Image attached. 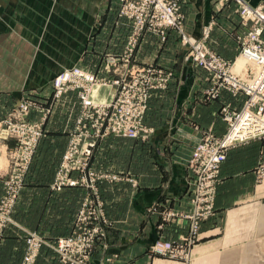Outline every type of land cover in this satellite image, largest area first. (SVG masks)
Wrapping results in <instances>:
<instances>
[{"label": "crops", "instance_id": "0c3cea01", "mask_svg": "<svg viewBox=\"0 0 264 264\" xmlns=\"http://www.w3.org/2000/svg\"><path fill=\"white\" fill-rule=\"evenodd\" d=\"M241 1L264 5V0ZM179 6L184 30L198 40L206 35V47L233 64L249 29L241 23L236 0H179ZM118 10L105 0H0V79L7 88L0 91V122L27 95L38 104L53 100L16 200L15 224L2 233L0 264H24L29 234L47 242L70 236L87 193L83 187L51 189L80 113L76 92L59 101L50 97L51 80L77 67L110 81L142 65L170 70L173 78L166 89L149 94L144 124L153 133L147 141L96 139L83 175L111 177L96 185L112 226L104 241L107 250H96L94 263L111 256L105 264H264V177L258 173L264 163V137L228 151L220 167L215 214L201 224L190 260L150 252L157 240L175 241L188 233L182 214L189 208L192 152L206 132L216 137L226 132L220 109L228 105L239 111L245 96L223 91L209 100L205 93L210 77L185 58L174 30L167 31L164 41L145 34L128 63L123 59L112 68L115 73L107 71L106 58L123 55L130 31ZM9 78L16 82L9 84ZM114 91L103 86L95 98L110 100ZM31 114L32 121H41L38 112ZM3 195L0 181V200ZM169 210L179 211V219L162 223ZM56 263L52 250L39 248L34 264Z\"/></svg>", "mask_w": 264, "mask_h": 264}, {"label": "built area", "instance_id": "2783aa9c", "mask_svg": "<svg viewBox=\"0 0 264 264\" xmlns=\"http://www.w3.org/2000/svg\"><path fill=\"white\" fill-rule=\"evenodd\" d=\"M241 23L249 29L241 40V52L239 56L249 59L253 65H248L245 76H240L232 71V65L212 53L205 46L203 40H198L185 32L183 28V16L180 12L179 0H119L118 16L123 18L130 26L126 47L122 58H109L107 60L110 71L124 59L128 63L132 58L138 36L143 32H150L164 37L168 30L174 29L181 40V44L188 49L187 58L197 66L208 72L213 81V87L222 85L233 95L241 93L245 101L241 110L229 113L222 108L223 120L227 124V130L223 137L215 138L206 132V135L197 143L188 162V169L193 175L194 186L189 198V210L182 216L187 220V236L179 237L175 243L166 242L158 244L157 251L166 252L171 249H179V255L183 252V245L194 244L198 239L201 222L213 215L214 201L217 187L220 184V167L226 160L228 151L251 139L264 137V5L251 7L241 0H236ZM173 78V72L152 65L132 66L127 73L112 81L98 79L94 74L73 67L58 73L52 83L54 98L61 96L71 89H76L80 98L81 109L75 125V134L70 139L68 148L63 155V167L59 169L52 189L60 190L65 184L75 185V181L68 177L70 171L79 169L83 171L86 162L95 147L96 139L106 134L116 137L147 140L153 133V129L144 124L150 92L164 90ZM221 81L222 84L219 82ZM109 86L116 89L115 97L109 102H99L91 94L93 86ZM225 85V86H223ZM21 105V106H20ZM21 112L27 111L29 104H20ZM10 125V124H9ZM29 132L30 137H24ZM23 136L20 146L13 153L17 169L15 178H10V183H15V188L9 194L8 182H5V197L0 201V206L9 212L16 204L19 192L22 188L27 166L31 161L37 141L42 135L40 125H28L22 128ZM21 151V152H20ZM259 177H264V163L259 168ZM6 223L13 220L0 212V231ZM2 230L1 233H3ZM36 239H33V242ZM31 243V242H30ZM31 243V244H32ZM79 243H73L70 238L60 240L56 247L61 255L69 248ZM31 250L27 248L26 260L32 263L40 246L38 240ZM32 256V259L29 257ZM31 258V257H30ZM63 262L61 255L60 264Z\"/></svg>", "mask_w": 264, "mask_h": 264}, {"label": "rangeland", "instance_id": "374dc122", "mask_svg": "<svg viewBox=\"0 0 264 264\" xmlns=\"http://www.w3.org/2000/svg\"><path fill=\"white\" fill-rule=\"evenodd\" d=\"M105 1L107 3L108 7H112V6L113 7H119L120 6L119 0H116V1L113 0L114 3H113L112 0H105ZM239 16H240V14H239ZM118 18H120V17H118ZM120 19L123 20L122 18H120ZM126 24H127V22H126ZM172 30H174V29H172ZM145 34L154 35L156 37H159L161 39V41H164L166 39L167 32L165 33L164 37H161V36H159L157 34H153V33H150V32L143 31L137 38L136 47L134 49L132 57H134L135 52H136V50H137V48H138V46H139V44H140V42H141V40H142V38H143V36ZM177 35H178V33H177ZM127 36H126V41H127ZM178 38H179L180 47H182L184 52L186 53L185 58L188 59L187 58L188 49H187V47H185V46H183L181 44V40H180L179 35H178ZM262 39H263V35H262ZM126 41H125L124 50H125V47H126ZM210 53H212V52L210 51ZM213 55H215V54H213ZM216 57H218V56H216ZM241 57L242 56H239L236 59V61L233 64H231L232 65V71L234 73H236V74H239L240 76H245L243 78L246 79V75H245L246 74V70L248 69V65H251V64L248 63L245 58H241ZM0 58H2V57L0 56ZM109 58H122V56L107 57L106 58V62H107V60ZM220 59H222V58H220ZM241 62L243 64H241ZM9 66H12L13 69H14L16 67V64L15 63H11V64H9ZM142 66H144V65H142ZM113 67H115V66H111V68H110L111 70L109 72H114L115 73L117 71V69H113L112 70ZM201 70H203V69H201ZM1 71H3V65L0 64V73H1ZM204 72H206V71H204ZM206 73L209 75L208 72H206ZM120 76H121V74L115 79L120 78ZM209 77H210V84L211 85H210V87H208V89L206 90V93H205V96L209 100H215L216 98H218L219 94L221 92H223V91H226V92L232 94L228 89L223 88L222 85H217V86L213 87L214 84H213V81L211 79V76L209 75ZM53 79L51 80V86H52V83H53ZM115 79H113V80H115ZM8 80L10 81V82L8 81L9 84L14 81L11 78H9ZM110 81H112V80H110ZM5 82H6L5 79H0V91L7 89L6 86H5ZM15 82H16V80L13 83H15ZM219 83L222 84L221 81ZM223 86H225V85H223ZM101 87H103V86H100V85L95 86L94 87L95 89L92 90V91H94L93 92L94 94L92 93V95L95 96V93L99 92ZM114 90H115L114 91V95L112 96V98L110 100H107L106 102L111 101L115 97L116 89L114 88ZM70 91L76 92L77 97H78L79 102H80L81 100L79 98L78 91L76 89L68 90L67 92H65L61 96L60 99H56L55 100V98L53 96L55 92L53 91V88H52V94H51L50 97H52L54 99V101H59V100L62 99V97L65 94H67ZM154 91H156V90H154ZM236 95H241V93H238ZM103 101H105V100H103ZM51 102L53 103V100L50 101V99H49V101L47 100V102H45V103L39 102L41 104H38L37 101H34L32 99V96L27 95L19 103H17V105L15 107L12 108V110L8 113V118L6 120L0 122V181L3 184L4 194H6V191L8 192V189L7 188L5 189V182L6 183L8 182V187H9V190H10L9 194L11 193L12 189L15 188V186L17 184V183H15V180H14V183L13 182L10 183V178L11 177L15 178L16 171L13 172V170L17 169L16 160L12 157L13 153H14V151L17 148L25 147L24 143L20 146L21 139L23 137L21 135L22 128L26 127L28 125H34V124L40 125V129L42 131V135L38 139V141H40V139L44 136L43 125H44V121L47 119V116H48V114H49V112L51 110ZM99 102H102V101H99ZM22 103L30 105V107L25 112H23V111L21 112V109H20L21 105L20 104H22ZM147 103H148V101H147ZM222 108H226L229 113L238 112V111H235V110H231L228 105H224ZM222 108L220 109V113L222 111ZM80 109H81V104H80ZM32 111L38 112V114L41 115L40 116L41 121L40 120L37 121V122L32 121V118H33V115L31 114ZM3 113H4L3 110L0 108V115L3 114ZM220 115H221V117L223 119L222 113ZM209 132H210L209 134L213 135V133L211 131H209ZM75 133L76 132H75V127H74L70 139L74 136ZM205 135H206V133L202 136V138ZM223 135L220 136V137H216L214 135L213 136L215 138H221V137H223ZM30 136H31V134L29 132L24 134V137H30ZM106 136H113V135L112 134H106L103 137H106ZM119 138H125V137H119ZM127 139H130V138H127ZM131 140H140V141H143V142L147 141V140H141V139H131ZM38 141H37V144H38ZM37 144H36V147H37ZM36 147L34 149V152L36 150ZM235 147H233V148H235ZM233 148H231V149H233ZM34 152H33V154H34ZM32 157H33V155H32ZM90 158L91 157L88 158V160L86 162V167H85V169L83 171H80L79 169H75V170L70 171V173L68 174V177L71 180L75 181L76 184L75 185L65 184V185L61 186V188H60V190H61L63 187H72L73 186V187H83V188H85L87 190V193H86V195H85V197H84V199H83V201H82V203L80 205L79 211H78V213L76 214V216L74 218V221H73V224H72L71 234H70V236H68L66 238V239L70 238V240L73 243L74 242L75 243L81 242V245H79L78 247H76L75 245H72V247H76V248H69L68 251L62 253L61 254L63 256L62 264H100V263L105 264V263H108L110 261V259H111L110 258L111 256H109L107 258H104V260H102L101 262H98V263H94V261H93L94 254H95L96 250H98L99 248L104 250L105 247H106V250H107V246L104 243V241L107 238L108 229L112 226V222L106 217L105 210H104V201L102 200V198H101V196H100V194L98 192L96 182L101 181L103 179L105 180V179H108V178L111 180V177H109L107 175L97 176V175H95L93 173H91V174L89 173L87 176L83 175V173L88 168ZM30 163H31V161H30ZM30 163L28 164V166L30 165ZM63 165L64 164H63V158H62V161L60 163V166H59V168L57 170L56 175L58 174L59 169H61V167H63ZM27 170H28V168H27ZM27 170H26V172H27ZM74 173L76 174V176H75ZM25 175H26V173H25ZM55 178H56V176H55ZM55 178H54V181H55ZM54 181L52 182V185H53ZM24 182H25V178H24L23 184H24ZM191 182H192L191 183V187H190L189 192H188L189 193V198L191 197L192 188L194 186V184H193L194 180L192 179ZM52 185H51V189H52ZM52 190H54V189H52ZM60 190H56V191H60ZM20 192H21V190H20ZM20 192H19V194H20ZM216 194H217V191H216ZM4 197H5V195H3L2 199ZM215 198H216V196H215ZM13 207L15 208V205H13ZM14 208H12L8 212L7 209H5L4 206L3 207L0 206V212L3 213V214L6 213L7 216L10 217V219L13 220ZM188 210H189V208H188ZM186 212H188V211H186ZM186 212H184V213H186ZM214 214H215V201H214L213 215L210 218H208L207 220L203 221V222H206V221L210 220L214 216ZM163 218H164V220H162V223H168V224L169 223H173V222H171V219H175V220L179 219V211L177 213L176 210H169L163 215ZM186 222H187V220H186ZM203 222H201V224ZM162 223L159 225L160 228H162ZM14 224H15L14 220H13V223H6L5 226L2 228V230H5L6 228H8L10 226H13ZM201 224H200V226H201ZM2 230L0 231V240L2 238V233H1ZM187 230L190 231V229L188 228V224H187ZM199 230H200V228H199ZM187 235H188V233L185 236H187ZM198 235H199V232H198ZM33 239H36L34 241V243H37V240H38V242L40 244L39 248H41L42 246H45L48 249L52 250L54 252V254L56 255V262H57L56 264H60L61 255L57 252L56 247L58 245V242L60 240H63L64 238H59V239H56V240H54L52 242H47L46 240L38 239L34 234H29V236H26V238H25L26 251H27L28 247H30L29 250H31L33 247H35V246H33L34 243H32ZM178 240H179V237L175 241H167V240H164V238H162L160 240H157L154 244H152L151 247L149 248V250L154 256H157V257H164L166 259H178V260H182V261H189L190 258H191V255H192L193 248L197 244L198 239H197L196 243H194V244H191V245L185 244V245H183L184 250L182 249L183 252L180 255H179V249L173 248L170 251H166V252H162L161 253V252L157 251V247H155L158 244H164L166 242L175 243ZM39 248H38V250H39ZM38 250H37L36 256L34 257V260L32 261V263H29L28 260H26L25 264H34L35 259H36L37 254H38ZM30 257H29V259L33 258L32 256H30Z\"/></svg>", "mask_w": 264, "mask_h": 264}, {"label": "bare ground", "instance_id": "6f19581e", "mask_svg": "<svg viewBox=\"0 0 264 264\" xmlns=\"http://www.w3.org/2000/svg\"><path fill=\"white\" fill-rule=\"evenodd\" d=\"M241 58H245V57L242 55ZM245 59L247 60L248 63L253 64L252 62L249 61V59H247V58H245ZM243 61H244V60H243ZM241 64H243V63L241 62ZM97 86H98V85H97ZM94 87H95V86H93V87L91 88V94L94 92V91H92L93 89H95ZM93 94H94V93H93ZM92 96H93L94 99L96 100L95 96H94V95H92ZM105 101H106V100H105ZM102 102H104V101H102Z\"/></svg>", "mask_w": 264, "mask_h": 264}]
</instances>
